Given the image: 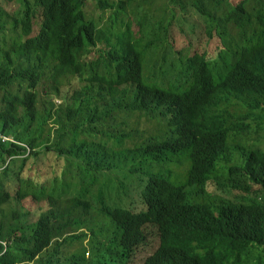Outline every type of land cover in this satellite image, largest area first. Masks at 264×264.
I'll return each mask as SVG.
<instances>
[{
  "label": "trees",
  "instance_id": "obj_1",
  "mask_svg": "<svg viewBox=\"0 0 264 264\" xmlns=\"http://www.w3.org/2000/svg\"><path fill=\"white\" fill-rule=\"evenodd\" d=\"M15 1L21 7L16 13L0 3V264H131L139 250L153 249L150 228L161 246L144 264H264V189L245 184L253 179L264 186V163L239 159L221 132L223 121L239 117L246 102L232 104L214 123L202 106L264 78V0L253 7L256 0H170L157 18L154 0L101 2L100 16L114 25L135 16L123 20L125 31L116 39L109 37L114 30L87 19V0ZM218 11L226 13L220 22ZM197 16L210 38L220 39L205 46L218 56L214 60L196 53L183 61L170 39L181 32L187 35L181 49L194 46ZM95 49L100 58L85 61ZM85 76L89 84L71 97L73 78ZM55 98L64 104L57 108ZM180 114L184 140L170 150L145 147L159 162L184 166L181 154L192 160H185L191 164L190 206L183 192L171 196L155 180L146 187L155 197L150 211L139 218L121 214L105 236L96 203L87 206L79 194L94 191L118 163L143 176L131 168L135 143L159 130L167 115L176 120ZM54 152L65 163L58 186L31 189L23 176L28 163ZM234 193V202L224 200ZM30 197L35 207L24 204ZM97 202L104 211L122 205L114 197ZM89 237L90 248L81 245L75 254L72 246Z\"/></svg>",
  "mask_w": 264,
  "mask_h": 264
},
{
  "label": "clouds",
  "instance_id": "obj_2",
  "mask_svg": "<svg viewBox=\"0 0 264 264\" xmlns=\"http://www.w3.org/2000/svg\"><path fill=\"white\" fill-rule=\"evenodd\" d=\"M255 3H258V0H256ZM251 6L252 5H250V7ZM231 96L233 97L229 102H227L223 107L219 106L220 102L226 101ZM244 102L246 103L243 108H241V114L239 117L236 116L226 125L225 122L227 119L223 121L221 125V132L223 131L222 139L225 142V147L232 149L233 154L239 159L245 158L253 162L264 163V78L248 82L238 93L230 94L225 92L220 94L219 99L216 101L212 100L203 102L202 106L208 113L211 123L212 121L214 123L218 114L224 113L228 109L231 110L230 106L232 104L237 106V104L241 105ZM256 103H261V105ZM52 126H54V124H52ZM169 127L171 129V133L170 137L166 141L162 143L151 142L148 145L155 144L156 148H165L170 150L173 145L185 139L186 121L183 114H180L176 120H174L172 116L170 118ZM135 144V149H139L133 153V166L131 164V168L133 170L135 169L143 176H132L121 169L122 163H118L116 166V172L105 173L103 178L94 184V191L91 192V190H83V192H81L78 196L79 199L86 201L87 206L93 207L96 203L97 207L95 209L98 211L103 225L105 226L107 222L105 216L109 217L112 220V229L118 226V218L123 213H127L129 215L131 214L134 217L139 218L150 211L155 204V197L149 193V189L147 190L146 187L149 184L151 186L155 180H157L158 184L164 185L165 189L171 196L175 193L183 192L187 198V204L190 206L191 193L187 188V184L184 186H177L170 182V180H168L164 175L155 174L151 171L152 163H157L159 165L168 164L167 160L159 162L157 158L153 157L152 154L149 153L151 148L145 147L146 145L141 146L140 142ZM221 161L224 162L225 160ZM190 162L192 163L191 159ZM188 169L189 165L185 163L182 169L183 175L187 173ZM130 177L136 178L137 180L131 181L129 179ZM189 177L190 170L188 174V181ZM245 184L248 189H252L254 192H261V189H264L263 184H259L253 179H245ZM217 185H219V176H214V186ZM112 197L120 200L122 205L118 208L117 206H112L109 210L104 211L105 204H100L97 200L108 199L109 201ZM224 200L234 202L236 198L228 197ZM147 221L148 219L145 222ZM145 227L146 225H144V230ZM150 229L146 233L148 238H150L152 233H155L150 232ZM156 234L158 239H161L159 233ZM89 243H91V240ZM160 246L161 241L159 248ZM148 259L149 257L147 260Z\"/></svg>",
  "mask_w": 264,
  "mask_h": 264
},
{
  "label": "rangeland",
  "instance_id": "obj_3",
  "mask_svg": "<svg viewBox=\"0 0 264 264\" xmlns=\"http://www.w3.org/2000/svg\"><path fill=\"white\" fill-rule=\"evenodd\" d=\"M140 2H147V0H138ZM234 3L238 4L240 3L242 0H231ZM101 2H108L110 4H115L118 2V0H87L85 3V12L87 15V19H92V21H95L98 25H100V27H102L104 30H114V32L116 31V33L109 31V37L110 38H119L120 36L117 35V33L119 32H124L125 28L123 27V20H127L130 21V19L132 17H135L134 15H128L123 17L122 19H120L116 25H114L112 22V19L109 18L107 15L105 16V18L103 19L102 16H100L99 14V4ZM170 0H154L152 3V13L153 15L157 18L159 16H161V14L166 10V8L169 5ZM0 3L3 7V9H5L6 11L10 12V13H16L20 10V4L19 1H9V0H0ZM255 4V1L252 2V6ZM113 11V10H112ZM181 11V9H179V12ZM227 11H229V9H227ZM172 12H169V14H171ZM225 12L224 11H218L216 13V17L217 20L220 22L221 18H224L225 16ZM120 17V15H119ZM198 22H199V28L200 29L197 33L196 32H192L193 35H195V39H194V46H188L186 45L185 49H181L182 47H184L185 44H182L180 46V44L183 41H186L187 39V35L182 34L181 32H177V36L176 38H172L171 36V40L175 42L176 46L178 47V50H181L183 52V55L181 56L183 61H186L188 58L194 56L196 53H208L209 56H207L209 59L214 60L216 58H218L217 55L213 54L210 52V50L205 51L206 50V45L208 42H219L220 39H211L210 36L207 34L206 29L203 28V22L200 20V18L197 16ZM134 20V19H133ZM157 21V19H155V22ZM37 27H38V23L36 22L35 24V33H37ZM136 28H138V26H135ZM158 27V26H157ZM161 31L159 32H155L153 33V35L151 36V41H155L157 38H159V35L161 37ZM159 33V35H158ZM34 35V33H33ZM170 46V45H169ZM100 50H93L90 54L86 55L85 61L91 63L93 61H97L100 58ZM177 59H179V57L177 56ZM88 76H85L84 78H77L74 77L72 84H71V90L73 91L71 93V97L73 95V93L76 90H81V89H85L87 87V85L89 84L87 81ZM43 102H47L48 98L47 96L44 94L43 95ZM55 103L57 104V108L62 106L64 104V100L62 98H55ZM71 104V103H70ZM72 104L74 105V102H72ZM169 122H170V117L167 115V118L164 119V123L162 125V127L159 130H154L151 133H148V135L145 137V139L141 142V140H139L141 146L144 145H148L151 142H155V143H162L164 141H166L169 137H170V133H171V129L169 127ZM57 128V127H55ZM73 136V134H69V141L70 138ZM130 143L132 144L133 141H130ZM181 158V160L183 161V164H185V157L183 156H179ZM189 160V159H187ZM190 162V160L188 161ZM191 163V162H190ZM151 171L155 174H162L164 175L168 180H170V182H172L173 184L177 185V186H184L187 184L188 181V174H189V170L191 168V164L189 165V169L187 171V173L185 175H183L182 173V168L183 166L181 165H177L174 163L171 164H162L159 165L157 163H152L151 165ZM65 168V163L63 160L59 159V156L57 154V152L51 153L47 156H44L43 158H41L40 160H32L28 163L27 167H26V172L23 175L25 178V182L27 183V185L31 188V189H46V188H51V187H55L58 186V182L59 180L61 181L62 178V173L63 170ZM131 181H136V178H129ZM189 192L191 193V190L189 189ZM230 197H235L236 195L235 193L233 195H230ZM36 199L34 197H30L27 198L24 201L25 205H30V204H38L36 201ZM13 206H9V207H5V209L7 211L12 210ZM37 208H39V206H36ZM104 215V214H103ZM106 232H105V236H107V232L112 231L113 228V224H112V220L109 217H106ZM156 234V233H154ZM157 237L156 241L155 238ZM151 242L153 243V249L150 251V253H146L144 251H140L141 254H135V257L133 258L131 264H144V262L147 260L148 257H150L151 254H154L158 248H159V244H160V239H158V236L156 235L154 236H150ZM91 240V238L89 237L88 239H84V241H79L76 242L71 249H74V253L75 254H79L80 248L77 249V247L79 246H83L84 249H88L90 248V244L89 241ZM84 250H82L83 252ZM80 252V253H82Z\"/></svg>",
  "mask_w": 264,
  "mask_h": 264
}]
</instances>
